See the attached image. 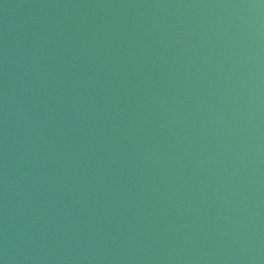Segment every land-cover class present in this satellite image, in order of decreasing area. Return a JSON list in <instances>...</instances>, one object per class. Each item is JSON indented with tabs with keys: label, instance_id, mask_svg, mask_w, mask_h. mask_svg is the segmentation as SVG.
<instances>
[{
	"label": "water",
	"instance_id": "95a60500",
	"mask_svg": "<svg viewBox=\"0 0 264 264\" xmlns=\"http://www.w3.org/2000/svg\"><path fill=\"white\" fill-rule=\"evenodd\" d=\"M0 264H264V0H0Z\"/></svg>",
	"mask_w": 264,
	"mask_h": 264
}]
</instances>
